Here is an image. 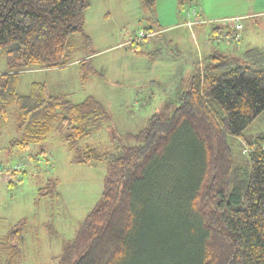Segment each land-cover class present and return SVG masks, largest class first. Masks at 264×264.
<instances>
[{
	"label": "trees",
	"instance_id": "1",
	"mask_svg": "<svg viewBox=\"0 0 264 264\" xmlns=\"http://www.w3.org/2000/svg\"><path fill=\"white\" fill-rule=\"evenodd\" d=\"M141 1L155 10L156 0ZM187 1L179 0L180 6ZM89 5L0 0V49L8 64L0 72V134L11 121L16 137L10 145L25 150L55 130L71 162L106 163L101 197L61 264H264V149L251 152L242 175L228 141L243 137L264 111V45L246 48L241 59L210 53L191 69L171 112H155L126 131L115 151L81 150V139L111 121L104 104L92 95L73 102L44 82L20 93L18 81L26 70L73 62V36L88 40L83 28ZM234 33L218 30L216 37L229 40ZM20 224L0 248L15 253L23 239Z\"/></svg>",
	"mask_w": 264,
	"mask_h": 264
},
{
	"label": "rangeland",
	"instance_id": "2",
	"mask_svg": "<svg viewBox=\"0 0 264 264\" xmlns=\"http://www.w3.org/2000/svg\"><path fill=\"white\" fill-rule=\"evenodd\" d=\"M89 1L83 28L88 40L81 33L73 36L78 46L73 62L60 68L26 70L18 81L20 93H28L33 82H44L50 92L65 93L73 102L92 95L104 104L112 119L81 139V150L115 151L126 131L137 130L155 112H171L191 69L210 53L241 59L239 48L264 44V0H242L245 7L262 12L243 16L241 41L217 38L211 44L184 24L186 11L196 8L194 2L181 7L179 0H156L155 10L149 11L141 0ZM209 4L216 11L211 25L218 23L227 31L224 16L236 9L227 3L217 7L211 0ZM206 27L202 25L201 30ZM83 58L87 62L77 64ZM7 69V57L0 49V72ZM14 137L9 121L0 134V242L18 222L23 239L15 253L0 248V264H61L66 246L101 197L105 160L71 162L67 145L55 130L25 150L10 145ZM243 137H228L242 175L249 155L258 147L245 140L258 139L264 149V111ZM15 165L20 168L12 169ZM12 171L16 173L10 175ZM41 188L45 194L39 193Z\"/></svg>",
	"mask_w": 264,
	"mask_h": 264
},
{
	"label": "crops",
	"instance_id": "3",
	"mask_svg": "<svg viewBox=\"0 0 264 264\" xmlns=\"http://www.w3.org/2000/svg\"><path fill=\"white\" fill-rule=\"evenodd\" d=\"M209 1L210 0H190V2H192V3L194 2L193 5L196 6V8L195 7L194 8L196 9V11L198 13V16L202 20H204V22L195 24L192 27L195 30H197V32L200 34V36L205 37V39L207 38L209 40V44H211L212 43V39L213 40L214 39L217 40L216 36L218 34V30H220L222 32V35H225L226 33H230V31H233V29H232V27L229 28L228 26L224 25L227 28V31L224 30V28H222V29L218 28V29H216L217 31H213V29L215 28V26H217L218 23H215V24L211 25V23H212L211 21L212 20H214V21L216 20L215 19L216 18V16H215L216 15V11H215L214 8L211 7V5L209 4ZM211 1H212V4H215L217 7L219 5L226 4V3L229 4V5H232L236 9V12H233V14H230V15H234V16H247V17H249V16H253L254 14H258V13L262 12V11H254V10H252L253 8H250V7H248V8L245 7L246 3H244L242 0H220L222 3L216 2L218 0H215V1L211 0ZM246 1L248 2L249 0H246ZM245 8H247V9H245ZM226 14H229V13H226ZM230 15L224 16V17H230ZM183 22H184V20H183ZM179 24L181 25V23H179ZM202 25H207V27L205 29L201 30V26ZM243 30H244V25H243V27L241 29V39H242ZM241 39L239 41H241ZM226 41H229V40H226ZM204 42H206V41H204ZM261 45H264V44H247V46L242 51H241V48H239L238 51H239V54H241L248 47L261 46ZM261 137H263V136H261ZM245 141L247 143H249V144H252L253 146L255 145V146H261V147H262V143H263L262 141H260L258 139L254 140V141H247V140H245Z\"/></svg>",
	"mask_w": 264,
	"mask_h": 264
},
{
	"label": "built area",
	"instance_id": "4",
	"mask_svg": "<svg viewBox=\"0 0 264 264\" xmlns=\"http://www.w3.org/2000/svg\"><path fill=\"white\" fill-rule=\"evenodd\" d=\"M186 24L188 26H192L195 23H199L202 20L196 15V10L195 8H191L190 11H186ZM242 17L241 16H230V17H225L223 20L225 21V23L231 27H233L236 31L234 33V37L236 39H239V31L242 28V22H241ZM20 165V164H18ZM15 169H19L20 167H18L17 165L14 166ZM1 172V169H0Z\"/></svg>",
	"mask_w": 264,
	"mask_h": 264
}]
</instances>
